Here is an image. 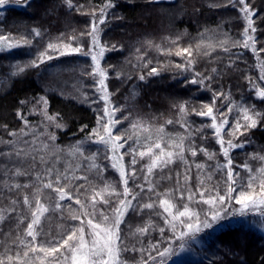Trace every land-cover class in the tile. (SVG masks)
Wrapping results in <instances>:
<instances>
[{
  "label": "trees",
  "instance_id": "obj_1",
  "mask_svg": "<svg viewBox=\"0 0 264 264\" xmlns=\"http://www.w3.org/2000/svg\"><path fill=\"white\" fill-rule=\"evenodd\" d=\"M109 2L112 7L103 14L105 22L99 25L100 43L105 47L100 66L106 70L105 84L111 106L120 109L115 113V119L120 123L113 132L126 134L125 138L133 137L118 154L132 149L143 150L140 145L144 144L147 133L133 129V123L149 126L153 135L156 128L163 126L166 140L179 135L188 136L185 128L181 127L184 121L191 125L193 131L210 125L211 118L198 116L191 109L199 110L204 104H211L214 93L223 94L216 98L215 108L218 119L221 113L227 114L228 124L222 133L225 140L231 138L228 132L238 120L244 123L239 110L241 107L264 115V100L256 96L253 87L254 82L264 88V80L260 79V65L264 62V51H260L264 49V0H246L254 10L252 20L256 32L249 30V35L254 37L255 51L252 47L235 44L243 42L246 26L238 0H72V8L65 0H21L20 3L9 0L0 6V35L12 37L8 43L20 42V46L0 50V208L9 205V198L20 203L15 206L17 211L10 215L5 213L8 219L0 223V255L4 253L6 240L3 233L15 228L17 216L27 215L22 198L23 194L32 191L31 188H21L9 192L3 183L5 172L9 173V183L38 186L40 181L36 180V174L39 173L46 181L49 179L44 175L47 167L54 164L56 169L63 171L69 166L75 168L79 165L76 175L87 176L97 189L107 182L113 184L118 192L123 191L119 172L107 159L111 155L108 146L95 143V138H90L105 107L102 93L97 91L99 77L90 75L93 68L91 56H60L49 50L52 59H45L42 63L37 61L38 66H31V61L36 60L50 42L59 43L62 40L73 47L82 46L87 51L91 38L81 33L90 30L94 19L98 22L101 15L99 9ZM93 11L96 12L95 17L91 15ZM33 29L38 30L40 35H35ZM72 36L77 39L69 40ZM22 39L31 43L23 44ZM189 47L193 49L191 57L176 55L179 49ZM189 59L193 63L188 70L177 67H187ZM18 67H23L24 71L19 72ZM152 68L158 69V74L150 75ZM197 73L200 75L197 76ZM141 76L144 79H140ZM194 78H203V84L191 83ZM40 97L47 100V105L38 103ZM181 104L186 105L189 113L183 121L179 113ZM45 109L48 115L56 116V122L62 127L57 128L46 120ZM168 120L173 123H166ZM22 128L27 135L20 134ZM213 131L211 127H205L202 132L188 137L185 145L197 149L204 147L208 152L215 153L214 159L209 160L199 151L193 157L186 151L188 164L176 160L165 168L153 171L149 177L152 191H149L148 182L144 179L148 158L141 160L137 156L136 165H131L132 155H124L126 169H135V176L129 180L128 187L137 194L132 201L133 207L127 211L120 226V246L129 249L121 252V260L125 264H142L145 260L148 264H160L161 257L157 252H162L164 248L172 249L171 254L163 258L164 264H264V215L258 209L241 212V205L234 199L239 191L247 190L249 175L258 176L255 170L264 165V161L256 158L264 156V118L256 128L234 139L233 142L242 147L230 150L229 155L234 172L240 173L243 179H237L236 192L232 194L231 201L226 200L223 205L217 204L215 209H210L201 202L199 193L189 201L187 189L196 192L200 185L197 177L211 173L212 180L207 182V186L218 185L220 194L226 192V169L216 168L218 163H225V158ZM9 132L17 135L10 136ZM137 133L140 136L139 145L136 143ZM48 134L54 135L55 140H49ZM4 141L13 143L6 144ZM45 143L49 148L41 151ZM77 145L83 151L82 156L73 154ZM17 150H22L20 156L15 155ZM94 153L99 168H91L92 161L86 159ZM40 156H44L46 164L40 162ZM198 163L205 165L203 172L195 167ZM245 163L253 170L252 173L242 167ZM15 168L24 170L27 175L12 176ZM186 168L189 169L187 185L184 186L182 179L178 185L177 174L182 176ZM51 178L54 179V175ZM79 184H84L88 191L81 189L77 195L87 200L92 194L91 187L88 182L79 180L73 185V192ZM178 188L181 190L178 191ZM165 192L170 193L176 204L174 212L182 211L183 206L188 204L199 214L200 223L205 219L211 220L212 211L219 212V219L212 221V227H201L200 231H193L180 239L179 232L188 230L177 223V232L173 234L170 226L165 224L167 213L159 206V199ZM128 198L131 199V196ZM41 199L52 210L42 218L44 235L38 237L39 241L50 240L58 233L66 236L67 229L79 225V221L69 218V206L79 211L80 206L74 200L60 201L62 208L57 210L55 192L44 189ZM109 199L112 206L118 202L116 197ZM147 203H154V207H141ZM108 211L110 214V209ZM182 219L185 223H193L194 227L198 223L195 217L191 221ZM27 222L25 220L20 224L21 230ZM61 225L64 227L61 228ZM146 225L148 230L145 234L135 232L137 227ZM151 245H157V248L152 249ZM9 246L11 254H14L15 246ZM133 248L137 250H131ZM149 256L155 257V260H150Z\"/></svg>",
  "mask_w": 264,
  "mask_h": 264
},
{
  "label": "snow or ice",
  "instance_id": "obj_2",
  "mask_svg": "<svg viewBox=\"0 0 264 264\" xmlns=\"http://www.w3.org/2000/svg\"><path fill=\"white\" fill-rule=\"evenodd\" d=\"M9 0H0V6L8 3ZM16 3H20L21 0H15ZM26 2V0H25ZM69 8L73 7L72 0H65ZM231 2V0H230ZM240 7L239 11L243 14V18L246 21V26L243 31L244 40L241 43L240 41L235 42L244 48L252 47L253 51H255V40L252 35H249V30L252 33L256 32V28L253 26L254 21L252 20V16L254 14V10L251 8L249 4L246 3V0H238ZM235 7V4L233 5ZM112 7V4L106 3L103 7L99 9L101 15L98 22L94 19L91 23L90 30L87 33H81V35H87L91 38V46L84 50L82 46L73 47L71 43H65L64 41H60L59 43L50 42L47 45V49L44 52H41L36 60L31 61V66H38L37 61L44 62L45 59H52L53 57L49 55V50L51 52H56L60 56L71 55V54H82L85 56H91L93 68L90 75L94 77H99L97 81V91L102 93L101 99L105 102V107L103 109V115L98 116L97 125L98 127L93 130L90 138H95V143L103 144L108 146L111 155L107 157L112 162V168L116 169L119 172L120 183L123 185V191L118 192L117 188L111 184L105 182L103 187L97 189L95 185L91 184L87 176H78L76 175V171L79 168L77 165L75 168L71 166L65 168L63 171L55 168L53 164L51 167H47L44 170V175L49 177L46 181L42 178V176L37 173L36 180L40 181L39 185H30L23 184L21 185L18 182L9 183L7 177L9 176L8 172L4 173L5 180L3 181L4 187L7 188L9 192H14L18 189H28L31 188L32 191L30 194H23L22 203L24 205V212L27 215H19L16 217L15 228L11 229L8 232L3 233L6 237L4 242V253L0 255V264H125L124 261L121 260V252L129 250L127 247L121 248V230L120 226L124 222V217L127 211L133 207L132 201L137 198V194H134L130 188L128 187L129 180L135 176V169L127 170L124 164V155L131 154L132 160L131 165H136L137 159L139 156L141 160L145 157L148 158L149 163L145 165L147 169V173L144 176L146 182H148L149 191H152V184L149 180L150 175L157 168H165L168 165L174 163L176 160H180L184 164H188V161L185 159V152L190 153L191 156L195 157L197 152H202L209 160L215 158V153H210L206 148L200 147L197 149L191 145L186 146L185 140L188 137L194 135V133H199L203 131L205 127H211L213 131V135L216 138V142L221 147V153L225 158V163L220 165L219 163L216 165L217 169H226V192L222 195L217 190L218 185L207 186V182L212 180V174L208 173L205 176H198L197 179L200 182V185L197 187L196 192H192L191 189H187L188 196L187 199L192 201L196 193H199L200 200L203 204L210 206V209H215L217 204L223 205L225 201H231L233 199V193L236 192L235 185L237 184V179H243L240 177V173L234 172L233 170V160L231 159L229 153L230 150L238 147H242L241 144L234 143V139L237 136H243L250 129L256 128L264 115L260 112L251 111L249 108L241 107L239 110L242 114V119L244 123H240L239 120L232 126L229 130L228 135L231 137L230 139L225 140L222 133L225 129V125L228 124L227 114L221 113L220 118L217 117V109L215 108V101L218 96H222V93H214L213 102L211 104H204L201 109L197 110L195 108L191 109L193 113L202 117L211 118L212 123L210 125H204L201 128H196L194 131L191 125H188L186 121L181 123V127L185 128V131L188 133V136L179 135L176 137H169L167 140L165 137L167 133H165V129L163 126L156 128L153 130L142 123H133L131 127L133 129H141L144 133H147L145 137L144 144L140 145L143 150L132 149L130 152L118 154L120 149H123L128 140L132 139V136H126V134L117 135L114 134L113 129L116 127L119 120L115 119V113L120 111L118 108H113L111 106V102L109 100V93L107 89V85L105 84L106 70L101 68L100 66V58L103 56L105 47L101 45L99 39L100 27L99 25L105 22L104 13L108 8ZM79 10V9H78ZM93 17L96 16V12L93 11L91 13ZM35 35L39 36L40 32L36 29H33ZM13 38L10 36L0 35V50H7L14 47H19L20 42L8 43V41ZM69 40H76L75 36L69 37ZM23 44H29L31 41L22 39ZM174 43V41H173ZM6 46V48H5ZM159 48V45L156 46ZM115 46H113V49ZM199 48V45L197 46ZM99 49V51H96ZM225 51L227 49L225 48ZM260 51H264L261 49ZM193 53V49L191 47L179 49L176 52V55H184L187 54L188 57H191ZM193 60L189 59L187 61V67L184 65H177V67L182 68L184 70H188L192 65ZM19 72H23V67H18ZM215 71V69L213 70ZM152 74H158V69L152 68ZM200 74L197 73V76ZM140 79H144L143 76ZM260 79L264 80V62L260 65ZM191 83H200L203 84V78L200 80L193 79ZM253 87L256 89V96L262 100H264V88L256 85L253 82ZM24 103V101H21ZM38 103H43L47 105V100L44 97H40ZM232 111V106H229V112ZM179 113L181 120H184L188 113V109L185 104H181L179 106ZM20 115L19 113L17 114ZM44 116L49 123H54L55 127L60 128L62 125L56 122V116H51L47 114L46 109L44 110ZM22 118V117H21ZM126 119V118H125ZM166 123H173L172 120L166 121ZM25 127L28 126V122L24 121ZM20 134L27 135L24 129H20ZM8 135L16 136L17 133L9 132ZM49 140L54 141L55 136L52 134H48L47 137ZM150 141V143H149ZM6 144H12L13 141H4ZM35 143V138L33 140ZM136 143L140 144V136L139 133L136 134ZM162 145H166L162 146ZM48 144H43V147L40 149L41 151L48 149ZM159 150V151H155ZM22 150L15 151L16 156L21 155ZM79 153L81 156L83 155L82 149L79 145L75 146L73 149V154ZM3 155H9L8 153H3ZM96 154H92V156L86 157V159L92 161L90 164L91 168H99V166L95 163ZM261 161H264V156L256 157ZM33 159H37L33 157ZM57 162L59 161V157L56 158ZM39 160L42 164H46L44 156H40ZM35 167V165H33ZM195 167L200 170V172L204 171L205 165L196 164ZM249 173H252V169L249 167L247 163L242 166ZM102 172L103 169H100ZM259 175L251 174L248 177V183L246 185L247 190H241L234 197L235 202L241 205V212L244 209H258L261 214L264 215V165L255 170ZM188 173L189 169L186 168L185 172L181 176L180 173L177 174V184H180V180L184 181V186L187 185L188 181ZM12 176H22L27 175V173L20 169L15 168L11 172ZM52 179L51 177H53ZM84 180L88 182L91 187L92 194L87 198V200H83L80 198L77 193H80L81 189H84L85 192L88 189L85 188L84 184L76 185L75 192L72 191L73 185H75L76 181ZM258 180V184L256 181ZM138 187H141L138 185ZM183 187V186H182ZM50 189L56 193L57 201L55 203V209L60 210L62 208L60 201H64L65 199L74 200V203L79 205V211L75 209H71L69 218L72 220L79 221V225L72 226L70 229H67V234H56L50 240L39 241L38 237L44 235L42 225V218L45 217V214L50 212L52 209L50 206L44 202H42L41 197L43 196V190ZM143 190V189H142ZM178 191L181 189L178 188ZM215 191V194L212 193ZM82 194V193H81ZM157 195H161L157 193ZM123 197L122 199L120 197ZM131 196V199L128 197ZM181 196H183V191H181ZM110 197H116L118 202L115 206H112V202L109 199ZM47 199V197H45ZM20 201L9 198V205L0 208V223H3L8 216L13 212L17 211L15 207L18 205ZM159 206L163 209L164 213H167V217H165V224L169 225L173 234L177 232V223L183 224L184 227L188 230L187 232L180 231L179 237L182 239L185 235L193 232L200 231L201 227L210 228L212 227V221H216L219 219V212L212 211L211 220L205 219L202 223L199 222V214L195 211L191 210L188 204L183 206V210L173 211L176 208V204L171 199L170 193L165 192L162 194V198L159 199ZM142 208L151 209L154 207V203H147L141 205ZM108 209H110V214ZM83 217V218H82ZM196 218L198 223L194 227L193 223L188 222L185 223V220L182 218H187V220L191 221L193 218ZM27 220V225L22 230L20 229V224H23ZM61 228L64 226L61 225ZM148 226L137 227L135 232L137 234L143 235L147 232ZM160 232L163 233L164 229L161 228ZM59 236V239H57ZM30 238V239H27ZM55 241V242H54ZM9 244L14 245L16 251L14 254L12 253V248ZM152 249H156L157 245H151ZM136 251L137 249H131ZM172 249L164 248L162 252H157V255L161 257L160 264H164L163 258L166 255L171 254ZM42 254V255H41ZM150 260H155V257L149 256ZM142 264H148V261H143Z\"/></svg>",
  "mask_w": 264,
  "mask_h": 264
}]
</instances>
